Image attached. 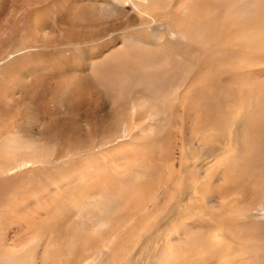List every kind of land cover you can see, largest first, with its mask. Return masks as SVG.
<instances>
[{
    "label": "rangeland",
    "instance_id": "rangeland-1",
    "mask_svg": "<svg viewBox=\"0 0 264 264\" xmlns=\"http://www.w3.org/2000/svg\"><path fill=\"white\" fill-rule=\"evenodd\" d=\"M17 1L3 34L39 54L0 95V140L32 128L34 92L68 125L41 137L43 166L0 179V202L55 172L50 155L84 178L52 185L51 207L10 204L23 241L4 247L36 264L104 245L98 264H264V0Z\"/></svg>",
    "mask_w": 264,
    "mask_h": 264
},
{
    "label": "bare ground",
    "instance_id": "bare-ground-1",
    "mask_svg": "<svg viewBox=\"0 0 264 264\" xmlns=\"http://www.w3.org/2000/svg\"><path fill=\"white\" fill-rule=\"evenodd\" d=\"M0 1H1L0 2V79H1L0 95L4 99H6L7 98V92H6L7 86H9L10 89L14 91V94H15L19 90L21 91V88L26 83L25 77L23 78L22 76L23 68H24V66L22 65H25L24 63L27 60L26 57L30 55H37L39 54V52L37 48L38 46L36 44L34 45L31 44V42H35L33 40L26 39V41H29V42L25 44L19 43L18 40H16L17 37L19 36L17 31H13V33H11L12 36L11 35L4 36L3 34L5 32L4 20L6 17L5 14L9 13L7 12L8 9L12 11L11 15H13V13L16 14V17H18L17 19L20 18L19 14L21 13V11L17 12L18 2H19L17 0H9V1L0 0ZM10 2L11 4L8 5V3ZM150 12H152V10H150ZM42 24H43L42 21H38V22H35V24L30 25L27 29L28 34L33 33V32L35 33L38 32L37 30ZM261 25L263 24L261 23ZM109 26L111 30L112 29L115 30L116 28L114 27V24H111ZM262 27L263 26L260 27L262 29L261 31L264 30V28ZM16 30H17V27H16ZM95 31L98 35L101 34V29H99V27ZM82 34L83 33H81V36L79 35V33L72 35L71 42H73L75 46L79 44L78 41H82L84 39L85 35H82ZM42 37L45 38V34H43ZM258 52L259 51H257V53ZM243 67L248 68L249 67L248 63H246ZM8 76H10L9 84L7 81L4 82L5 80H7ZM32 95H33L31 96L32 98H29V101L26 103H31L33 104V106L31 104L29 105L26 104V106H24L25 112L28 116V120L32 123V128L30 129L27 128L26 130L21 129L15 135L7 136L3 138L2 140H0V158H4V151L8 153L9 159L10 157L12 158V161L8 163L5 162L4 166H0V179L1 180H16L21 176V174L29 172V170H36L40 166H43V163L41 162L42 159L40 158V154H39L41 137L43 138L48 137L50 139L57 135H62L63 131L65 130L64 128H67L68 124H65L63 122V120L65 121V119L57 116L53 108L51 109L46 106H43L41 108L38 104L35 103L36 101L34 102L32 100L33 98H35L34 97L35 92L32 93ZM122 133L124 134V132ZM37 156L41 160H39ZM50 156L48 159H44V160H48V166L46 167L47 168L55 167L56 168L55 172L52 173V172L47 171L45 173V177L41 178L38 181H34L33 182L34 184H32L30 188L23 189V192H20L19 193L20 195H18L17 197L15 194L13 201L10 200L12 201V203H10L9 198L7 197L0 202V245H1L0 246V264H36L35 259L28 258L29 254L32 252L31 248H29L27 251L21 254L20 252H17V251L16 252L8 251L7 248L4 247V243L6 242H22L23 241V238L22 237L19 238L18 236L19 233L21 232L17 227L16 229L9 230V227H11V224H12V221H9L7 217L9 216L8 210H9L10 204H13V206H15L19 211H22V212L28 211L29 209L33 212L34 210H37L38 208L42 207L43 204L47 202H49V206L51 207L53 206V201L56 198V192H51L49 190V188L52 185L56 184L57 188L62 190L65 184H68L69 182L78 183V182H81V180H83L84 178L83 170L79 169L76 175L75 176L72 175L73 176L72 177L70 176V173L73 172L75 166H72V170H71V164L60 165L58 164L59 161L56 157H53V159H50ZM55 179H62L63 181L54 183ZM43 195H47L45 199L48 201L43 200ZM6 212H8V215ZM9 217L10 218L12 217L11 213ZM18 224H19L18 227L22 226L20 223ZM20 239L21 241H19ZM108 250L109 248L104 245L103 247L98 249L92 257L88 256V259L81 260L79 264H98L104 260V255L105 253L107 254Z\"/></svg>",
    "mask_w": 264,
    "mask_h": 264
}]
</instances>
